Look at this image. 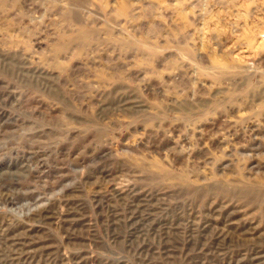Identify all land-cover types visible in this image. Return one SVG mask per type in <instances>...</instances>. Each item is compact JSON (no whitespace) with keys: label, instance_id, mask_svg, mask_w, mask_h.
I'll list each match as a JSON object with an SVG mask.
<instances>
[{"label":"rangeland","instance_id":"374dc122","mask_svg":"<svg viewBox=\"0 0 264 264\" xmlns=\"http://www.w3.org/2000/svg\"><path fill=\"white\" fill-rule=\"evenodd\" d=\"M0 264H264V0H0Z\"/></svg>","mask_w":264,"mask_h":264}]
</instances>
